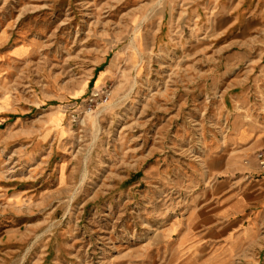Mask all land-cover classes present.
I'll use <instances>...</instances> for the list:
<instances>
[{
  "label": "rangeland",
  "instance_id": "rangeland-1",
  "mask_svg": "<svg viewBox=\"0 0 264 264\" xmlns=\"http://www.w3.org/2000/svg\"><path fill=\"white\" fill-rule=\"evenodd\" d=\"M262 136L264 0H0V264H264Z\"/></svg>",
  "mask_w": 264,
  "mask_h": 264
},
{
  "label": "crops",
  "instance_id": "crops-1",
  "mask_svg": "<svg viewBox=\"0 0 264 264\" xmlns=\"http://www.w3.org/2000/svg\"><path fill=\"white\" fill-rule=\"evenodd\" d=\"M261 139H263L261 141V143L264 144V136L261 137ZM262 177L260 179V181L256 184H260L262 185V187L264 188V172L262 173ZM252 184H250L251 186ZM236 196H230L228 198H226L223 203L224 205L221 206V208L224 210V213H214L213 216V220L214 222L218 221V223L220 222V218L222 216H225L226 214L227 215H232L234 212H236L238 209L237 207V201H238V198H235ZM242 201V200H240ZM222 210V211H223ZM216 216H219V217H215ZM226 223V222H224ZM221 223H219L218 225H220ZM236 224L238 225V222H236ZM247 226L244 227L242 229V236L245 237V238H248L249 240H252L254 239L255 237H257L259 234H260V230H261V226L264 225V220L261 218L260 215H253L252 218L250 220L247 221ZM222 228V226L220 227ZM224 229V228H223ZM222 234L219 233V235L223 237V239H226V240H230V239H233V236L232 235H229V237L225 236L228 232L227 230H222ZM229 251V250H228Z\"/></svg>",
  "mask_w": 264,
  "mask_h": 264
},
{
  "label": "built area",
  "instance_id": "built-area-1",
  "mask_svg": "<svg viewBox=\"0 0 264 264\" xmlns=\"http://www.w3.org/2000/svg\"><path fill=\"white\" fill-rule=\"evenodd\" d=\"M256 160L259 167L264 169V148H261L256 152Z\"/></svg>",
  "mask_w": 264,
  "mask_h": 264
},
{
  "label": "bare ground",
  "instance_id": "bare-ground-1",
  "mask_svg": "<svg viewBox=\"0 0 264 264\" xmlns=\"http://www.w3.org/2000/svg\"><path fill=\"white\" fill-rule=\"evenodd\" d=\"M103 73L100 75V78L98 80V84L100 83V80L102 79Z\"/></svg>",
  "mask_w": 264,
  "mask_h": 264
}]
</instances>
